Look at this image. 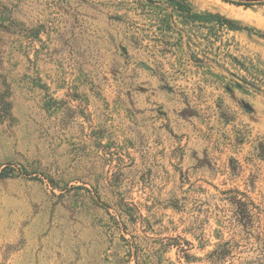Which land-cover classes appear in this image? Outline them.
I'll use <instances>...</instances> for the list:
<instances>
[{"label": "rangeland", "instance_id": "rangeland-1", "mask_svg": "<svg viewBox=\"0 0 264 264\" xmlns=\"http://www.w3.org/2000/svg\"><path fill=\"white\" fill-rule=\"evenodd\" d=\"M0 264H264V0H0Z\"/></svg>", "mask_w": 264, "mask_h": 264}, {"label": "trees", "instance_id": "trees-1", "mask_svg": "<svg viewBox=\"0 0 264 264\" xmlns=\"http://www.w3.org/2000/svg\"><path fill=\"white\" fill-rule=\"evenodd\" d=\"M237 3H240V2H237Z\"/></svg>", "mask_w": 264, "mask_h": 264}]
</instances>
